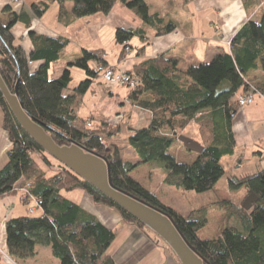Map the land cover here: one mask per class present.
Listing matches in <instances>:
<instances>
[{
  "label": "trees",
  "instance_id": "obj_1",
  "mask_svg": "<svg viewBox=\"0 0 264 264\" xmlns=\"http://www.w3.org/2000/svg\"><path fill=\"white\" fill-rule=\"evenodd\" d=\"M117 2L132 10L144 24L156 27L158 35L176 27L174 23L164 26L163 18L150 12L146 0H37L31 7L41 17L51 3H57L60 20L70 24L71 20L96 13L108 14ZM7 10L5 7L3 12ZM18 21L29 24V12L14 11L7 24L0 20V73L12 91L19 80L24 108L51 130L57 143L73 141L103 154L109 160L113 183L170 214L208 264H264V168L230 177L232 188L247 189L245 198L250 192L259 198L249 210L242 204L232 205L239 224L227 218L221 235L213 239L200 236L208 223V207L184 215L131 175L141 164L159 163L165 168L166 184L197 192L213 188L222 178L226 172L222 157L233 155L237 144L232 129L239 110L235 96L254 93L264 97V10L259 20L247 21L230 45L220 47L210 62L191 63L182 68L177 59L160 53L134 65L129 73L140 78V84L129 87L128 98L152 115L148 125L129 128L132 131L129 143L140 157L135 163L124 159L116 142L122 123L112 124L105 116L97 118L93 114H99L98 111L90 112L87 117L80 113L84 96L100 76L91 62L108 64L106 51L83 49L80 58L68 62L62 74L52 78L51 64L65 57L69 40L31 32L34 49L27 53L15 44L11 32ZM144 35L143 28L120 27L116 30V43L125 50L132 37L144 39ZM33 61L42 63L33 69L30 64ZM71 66L84 69L87 74L74 87L70 85ZM256 71H261L262 81L253 77ZM0 110L2 126L12 143L8 161L0 169V197L14 194L30 183L31 193L42 202L38 208L43 210L39 216H20L7 221L10 254L23 258L34 254L38 245H48L59 258V264H116L106 252L118 229L106 227L97 216L64 196L62 190L82 189L95 203L115 209L124 223L141 229L147 226L61 162L54 164L53 156L19 124L1 90ZM191 122L198 125L205 151L194 152L196 159L192 163L180 162L169 150ZM34 153L40 155L46 168L33 158ZM21 180L24 184L19 186Z\"/></svg>",
  "mask_w": 264,
  "mask_h": 264
},
{
  "label": "crops",
  "instance_id": "obj_2",
  "mask_svg": "<svg viewBox=\"0 0 264 264\" xmlns=\"http://www.w3.org/2000/svg\"><path fill=\"white\" fill-rule=\"evenodd\" d=\"M35 1L37 0L19 2L15 4V9L11 0H0V20L7 24L13 18L14 11L27 10L29 12L31 20L29 24L18 21L11 29L15 44L21 45L27 53L34 49L31 32L55 38L61 36L69 40L65 57L59 61L64 67L59 69L57 66H52L55 63L51 64L50 75L52 78L59 77L68 62L80 58L83 49H104L107 63L117 71H133L135 64L160 53L177 59L180 66L185 68L197 60L184 55V52L187 51V54L190 55L194 49L198 50L197 44L202 43V54H205L206 58L214 57L220 51V47L226 48L228 41L247 21L259 20L264 10V0H146L150 12L163 18L164 26L168 23H174L176 26L171 32L158 35L156 27H153L154 29L150 26L149 29L146 28L142 20L121 2H117L112 11L104 14L105 16L96 13L71 20L70 24H66L64 19L60 20L59 18V5L57 3H51L48 10L40 17L33 12L31 7ZM5 7H8V10L3 12ZM107 25L110 26L112 35L114 30L120 27L143 28L145 30V38L141 39L143 44L139 45L136 52L133 51V45L130 42H128L129 48L125 50H123V45L117 47L115 44L111 58L108 57L106 45L99 41L101 39L100 33ZM146 26L148 27V25ZM197 28H200V31L195 33L193 30H197ZM79 33H84L83 39ZM77 35L81 37L78 41L75 39ZM97 40L98 43H95ZM41 63L42 61H33L30 64L33 69H36ZM83 73L87 77L86 71ZM253 77L256 81L263 80L261 71H256ZM96 82L97 89L92 90V94L96 96L97 94L99 96L117 94L112 88L115 85L106 83L100 76L95 79L94 83ZM105 89L112 92L105 93ZM123 95L127 101L123 99L121 101L128 102V92H124ZM260 98L264 101L263 96ZM101 101L102 98H94L92 102L94 109H90V112L99 111V102ZM83 105L86 106L85 99L81 102V112ZM246 115L248 116V113ZM236 116L233 121V132L236 139H244L251 133V130L247 123L245 124L241 118H236ZM11 144L8 132L2 126V112L0 110V169L8 161ZM237 145L238 142L235 150ZM241 159L242 157L238 159L240 166L243 164ZM131 175L133 176V173ZM137 180L139 181V179ZM23 184L24 181L22 180L18 183L19 186ZM144 186L156 193L152 187ZM22 195L23 191L18 190L14 194L0 197V264H59V258L52 253L48 245H38L34 254L23 258L10 254L6 232L7 221L15 217L29 216L28 208L35 205L34 201L32 204H30L31 201L24 202ZM79 195V201L75 202L82 208L97 216L106 227L110 229L118 227L117 237L106 252V255L112 257L116 264H169L167 261V257L170 255L168 249L161 242L156 241L157 239L153 238L147 230L124 223L115 209L96 204L86 192ZM37 209L36 215L33 216H39L43 213L42 208Z\"/></svg>",
  "mask_w": 264,
  "mask_h": 264
},
{
  "label": "rangeland",
  "instance_id": "obj_3",
  "mask_svg": "<svg viewBox=\"0 0 264 264\" xmlns=\"http://www.w3.org/2000/svg\"><path fill=\"white\" fill-rule=\"evenodd\" d=\"M97 14H100V16H105L104 13ZM144 26L149 29V26L147 27L146 24H144ZM150 27L153 28L152 26ZM110 30V26H105L103 32L100 33L101 39L99 38V41L106 45L105 48L107 50V55L111 58L115 44L117 47H119L120 44L115 43L116 30H114L113 35L110 33ZM193 31L197 33L200 31V28H197V30L194 29ZM83 34L84 33L81 34L82 39ZM81 37L80 35H77L75 39L78 41ZM141 41V38L137 36H134L130 39L129 42L133 45L134 52H136L140 44H143ZM95 43H98V40ZM201 45L202 43H198V50L194 49L192 54L190 51H188L190 55L187 54L186 51L184 52V55L195 58L197 61L194 63H200L204 61L210 62L214 57L206 58L205 54H202L203 50L201 49ZM70 48H72V46H70ZM93 64L94 63L91 62V65ZM52 66H57L59 69L64 67L60 62L55 63ZM69 69L72 71L73 77L71 86L74 87L85 79L86 76L85 73H83L85 70L77 66H71ZM112 88L117 92V94H113V96L111 93L112 97L108 96L107 94H103L102 96L97 94L96 96L91 92L92 90L97 89V82L94 83L91 89L84 96L86 106L83 105V111L81 113L83 116H89L90 109H94V106L92 105L94 98H102V101L99 102L100 109L97 112L99 114L93 115L97 118L105 116L112 124H117L119 122L122 123L121 133L119 136H117L116 142L121 149L124 159L135 163L139 161L140 157L129 143V137L132 133L129 128H138L146 126V124L148 125L152 119V115L148 111L133 105L130 100L125 102L127 99L123 93L130 91L128 86L115 85ZM109 91L110 90L105 89L104 92L109 93ZM254 97V102L245 107H240L236 102V104L239 106V112H237L238 115L236 118H241L245 124L247 123L251 133L244 139H237L238 145L234 155H224L222 157V163L225 165L226 172L213 188L203 192H197L195 190L180 189L175 186L168 185L164 182L166 172L165 168L159 163H144L132 172L133 176L139 179L143 185L152 187L162 201L168 205H171L184 215H188L191 210L208 207V223L200 232V236L202 238L213 239L221 235L226 224V220H228L227 218H229L232 223L239 224V221L235 217L236 215L233 211L234 208H232V205L235 207L243 203L247 189L244 186H241L240 188H232L229 182L230 177L233 175L239 177L245 176L264 168V101H262L258 94H255ZM105 98L107 99L105 100ZM122 99L125 101L122 102ZM246 113H248V116ZM181 134L200 143L202 142L200 138L201 136L199 135L198 125L195 122L189 123L187 128L184 129ZM169 152L180 162L192 163L194 159H196V154L194 152L188 151L183 143L179 140L175 141V143L170 147ZM238 157H242L241 161L243 164H241V166L239 165ZM33 158L43 168H46V164L41 160L39 154L34 153ZM51 161L54 164L59 163V161L53 157H51ZM50 173H52V171H50ZM83 193H85V191L82 189H74L71 191L62 190V194L64 196L76 202L79 201V194ZM30 204H32V201ZM28 213L30 212L28 211ZM36 213L37 212L30 215H36ZM116 228L118 229V227ZM145 230H147V232L150 233L153 238H156V241L161 242V244L168 249L170 255H168L167 261L169 264H181L174 251L162 238H160L149 227L145 228Z\"/></svg>",
  "mask_w": 264,
  "mask_h": 264
},
{
  "label": "water",
  "instance_id": "obj_4",
  "mask_svg": "<svg viewBox=\"0 0 264 264\" xmlns=\"http://www.w3.org/2000/svg\"><path fill=\"white\" fill-rule=\"evenodd\" d=\"M18 84L19 80L15 89L10 90L0 73V90L15 118L47 153L141 220L168 244L181 264H208L170 214L113 183L109 160L103 154L73 141L69 144L57 143L50 133L51 130L33 118L24 108ZM178 140L190 151L196 153L205 151L203 144L183 134L178 135ZM258 198L257 194L250 192L244 199L242 207L249 210Z\"/></svg>",
  "mask_w": 264,
  "mask_h": 264
},
{
  "label": "built area",
  "instance_id": "obj_5",
  "mask_svg": "<svg viewBox=\"0 0 264 264\" xmlns=\"http://www.w3.org/2000/svg\"><path fill=\"white\" fill-rule=\"evenodd\" d=\"M14 8L15 4L22 2L24 0H11ZM11 4V2H10ZM16 9V8H15ZM231 41V40H230ZM230 41H228V46L230 45ZM92 68L100 74V77L108 84L118 85V86H128L130 88H135L138 84H140V78L135 76L133 73L117 71L115 68L109 64H104L102 62H94L91 65ZM254 93L248 94H237L234 98L240 107H245L254 102ZM31 184L28 183L26 186L20 188L23 191V200L27 202L34 201L35 205L29 207V212L33 213L36 211L38 207L41 205V200L36 198L30 191Z\"/></svg>",
  "mask_w": 264,
  "mask_h": 264
}]
</instances>
